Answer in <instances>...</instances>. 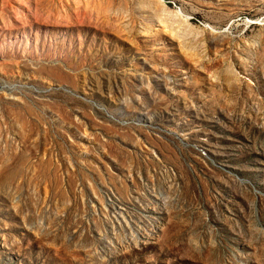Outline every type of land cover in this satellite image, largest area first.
Listing matches in <instances>:
<instances>
[{"label": "rangeland", "instance_id": "374dc122", "mask_svg": "<svg viewBox=\"0 0 264 264\" xmlns=\"http://www.w3.org/2000/svg\"><path fill=\"white\" fill-rule=\"evenodd\" d=\"M0 264H264V0H0Z\"/></svg>", "mask_w": 264, "mask_h": 264}]
</instances>
